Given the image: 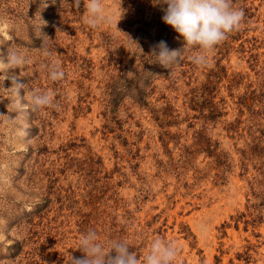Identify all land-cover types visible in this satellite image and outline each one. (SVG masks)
<instances>
[{
    "label": "rangeland",
    "instance_id": "1",
    "mask_svg": "<svg viewBox=\"0 0 264 264\" xmlns=\"http://www.w3.org/2000/svg\"><path fill=\"white\" fill-rule=\"evenodd\" d=\"M160 2L104 0L112 23L93 29L85 0H0V52L28 61L23 121L0 74V264H69L89 228L141 259L162 237L174 264H264V0H232L242 27L208 67ZM161 40L182 52L170 69ZM36 89L54 106L33 109Z\"/></svg>",
    "mask_w": 264,
    "mask_h": 264
},
{
    "label": "clouds",
    "instance_id": "2",
    "mask_svg": "<svg viewBox=\"0 0 264 264\" xmlns=\"http://www.w3.org/2000/svg\"><path fill=\"white\" fill-rule=\"evenodd\" d=\"M121 2L122 0H120V5ZM75 3L79 7L81 0H75ZM160 5L163 12L162 22L183 38L185 49H197L188 57L197 67L210 66L209 53L225 41L230 33L242 27L245 15L242 9L232 6V0H161ZM164 5L166 7H163ZM85 9L84 23L90 28L95 29L103 23H112V17L106 12L104 0H85ZM121 18L122 9L120 7L118 21ZM151 53L156 57L154 62L167 69H170L173 64H178L182 56L181 50L169 49L164 40L156 43ZM27 62L25 54L15 49L0 52V74H3L4 80L11 81V87L6 90H10L16 98L12 106L18 116L9 117V119L23 121L24 114L28 110V104L24 103V97L21 95L24 84L12 74L13 70L24 66ZM64 75L58 62L49 68V78L54 82L62 80ZM28 101L33 109L54 106L53 93L41 92L39 89L33 90ZM26 129L27 125L24 124L20 133L22 136L27 135ZM99 240L94 228L81 233L77 249L83 255L80 257L71 255L69 264H174L180 251L177 242L156 237L141 259L136 251L131 250L132 247L127 240H112L107 247Z\"/></svg>",
    "mask_w": 264,
    "mask_h": 264
}]
</instances>
